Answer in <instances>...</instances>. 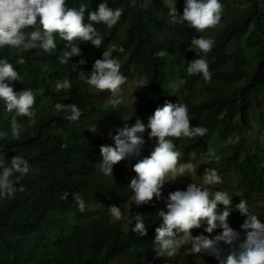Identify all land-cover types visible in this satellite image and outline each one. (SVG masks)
I'll list each match as a JSON object with an SVG mask.
<instances>
[{
  "label": "trees",
  "instance_id": "16d2710c",
  "mask_svg": "<svg viewBox=\"0 0 264 264\" xmlns=\"http://www.w3.org/2000/svg\"><path fill=\"white\" fill-rule=\"evenodd\" d=\"M100 2L67 0L68 5L73 7L81 3L88 5L85 23L88 22V11H95ZM220 3L229 18L226 22L222 14L219 24L224 25L225 30L217 36L212 51L204 58L209 64L213 83L226 86L244 83V86H237L221 95H216L210 89L212 95L209 100L200 103L193 93L203 81L202 75H189L187 67L189 60L194 59H191L192 53L188 51L191 39L198 38L202 33H189L184 22L169 24L163 14L153 9L168 8L164 0H107L109 7L123 10L122 16L110 29L103 24H94L104 38L101 48H95L90 42L75 41L81 55L72 56L69 60L83 73L60 62L66 42L59 36H56L57 51L51 55L40 49L27 52H17L9 47L0 49V59L7 58L21 76L20 81L10 82L15 91L44 87L53 105L57 102L71 103L82 112L77 121H69L65 119L66 113L39 116L34 105L35 115L30 120L16 116L15 111L8 112L0 101V132L7 133V136H0V154H3L4 160L2 167H10V160L16 155L27 160L30 168L22 177L19 173H13L12 179L20 177L15 187L19 189L22 186L24 191H17L13 197H0V264H113L119 257L129 256L133 250L136 255L127 264H217L215 257L205 252H187L182 260L156 255L153 242L160 219L153 211L157 202L155 199L135 209L134 216L143 214L147 227L145 236L131 230L134 216L129 231L125 232L121 221H112L110 217L90 210L94 201L111 199L118 208L129 203L133 194L128 184L135 173L132 171L133 157L115 164L113 177L105 176L100 171L99 146H114L107 135L109 130H113L112 134L115 135L114 129L127 121L122 120V112L111 106L103 107L100 101L95 102L94 96L87 91L86 79L94 63L90 60L92 54L99 59L111 44H115L116 49L123 47V52L114 50L112 56L116 59L124 54L130 56L125 66L127 79L131 76L132 67L143 66L145 79L156 93L155 108L162 107L165 101L184 103L188 106L191 126L208 129L203 137L188 139L182 152L196 156L209 154L208 144L221 132L231 151L227 161L243 178L242 196L249 199L253 194H264V175L260 171L262 150L258 144L251 147L246 137L247 131L253 130V122L264 130V0H220ZM183 5L184 0H176L175 7L180 15ZM121 32L125 36L123 39L119 36ZM235 39H246V45L232 52ZM160 52L165 55H157ZM248 52L255 53V72L249 70ZM170 53L179 54L178 66L184 90L180 97L170 95L165 85L171 64L167 58ZM20 56L24 57L25 63H16ZM81 58L86 63L78 64ZM227 68L230 70L226 71ZM52 72L60 77H69L71 87L68 101L50 89L47 75ZM153 112L142 120L145 124ZM14 117L21 126L26 125L21 129L18 140L10 135L9 122ZM32 120L35 123L27 125ZM87 123L93 125L89 131L76 130ZM127 123L132 125L135 121ZM55 128L59 134H50L49 131ZM148 131L141 134L144 144L155 145L156 140L149 139ZM65 191L69 193L67 200L61 198ZM76 193L85 201L83 212L79 211L73 199ZM230 211L229 226L240 232L243 239L244 232L240 225L244 218L235 209ZM257 216L264 222V214ZM200 234L209 236L206 232L199 231ZM221 247L227 246L221 244Z\"/></svg>",
  "mask_w": 264,
  "mask_h": 264
},
{
  "label": "clouds",
  "instance_id": "9594fccd",
  "mask_svg": "<svg viewBox=\"0 0 264 264\" xmlns=\"http://www.w3.org/2000/svg\"><path fill=\"white\" fill-rule=\"evenodd\" d=\"M164 3L173 22H184L187 24L186 28L189 26L198 33L215 28L223 14L220 0H184L182 15L177 14L176 0H164ZM87 9L88 5L83 3L78 7L69 6L67 0H0V49L9 47L24 52L40 49L51 55L57 51L56 36H59L66 42V50L62 51L60 62L67 64L72 56L81 55L75 41L90 42L95 48H101L104 38L94 24H103L110 29L120 21L123 12L119 7H109L107 0H101L95 11H88V22L85 23ZM191 45L199 51L196 53L197 58L194 54L191 58L194 59L189 60L187 73L191 76L202 75V80L210 82L212 73L204 57L212 51L214 40L199 35L198 38L191 39ZM112 50L124 51L123 47L116 49L115 46ZM201 53L204 55L201 56ZM157 55L163 56L165 53L160 52ZM16 63H25L24 57H18ZM77 63L82 65L86 61L81 58ZM178 79L181 80L180 75ZM20 80L21 76L13 63L7 58L0 59V101L8 112L15 111L16 116L31 120L35 115L33 109L36 94L30 88L15 91L10 82ZM126 80L127 77L121 72V64L112 56V51L104 50L101 58L94 61L86 83L98 92L110 93L109 104L115 108L122 102L121 86ZM70 87L68 80L56 84L57 91ZM54 109L58 114L66 113L65 119L69 121H77L82 115L80 108L71 103L57 102ZM9 128L11 138L20 139L21 125L15 117L9 122ZM146 130H149V139L154 138L156 144L148 156L138 159L132 165L135 176L130 179L128 187L133 194L131 199L138 207L147 205L154 199L164 200L165 208L157 211L160 223L155 228L153 242L156 255L173 257L182 246L190 245L187 249L189 253L205 252L215 257L217 264H264V222L258 218L257 212L252 213L249 210L247 199L242 194H239L240 201L234 208L232 197L227 191L213 190L215 185L222 183V178L215 169L205 168L201 184L192 182L184 190L177 189L169 192L166 198L162 197V188L166 182L174 181L178 177H190L196 172V165L180 162L181 154H185L182 152L184 146H181L178 139L186 138L187 144L188 139L203 137L208 132L206 127L191 126L186 104L165 101L162 107L158 106L147 118L146 124L137 118L132 125L126 122L115 128V135L112 134L113 130H109L107 135L114 142V146H99V169L103 175L113 177L115 164L128 157L139 156L145 143L141 134ZM0 136H7V133L0 132ZM248 139L251 147H254L255 141L250 137ZM197 156L219 159L211 149L209 154ZM3 163V154H0V167ZM231 166L235 169L232 164ZM29 170L27 160L21 156H13L10 167H2L0 170V197H13L17 191H24L22 186L17 189L15 184ZM13 173H19L20 177L12 179ZM68 196L69 193L65 191L61 198L67 200ZM73 199L79 211L83 212L85 201L80 194H73ZM231 209H235L244 218L240 225L244 232L243 239L240 232L229 226ZM109 211L116 220L122 219L120 208L113 205L109 207ZM133 220L134 227L131 230L145 236L147 227L143 214L137 213ZM202 226H205L204 232L209 234L218 228L222 231L212 238L203 234L193 236L192 232L199 234V231L193 229ZM221 244L227 247L223 248Z\"/></svg>",
  "mask_w": 264,
  "mask_h": 264
},
{
  "label": "rangeland",
  "instance_id": "374dc122",
  "mask_svg": "<svg viewBox=\"0 0 264 264\" xmlns=\"http://www.w3.org/2000/svg\"><path fill=\"white\" fill-rule=\"evenodd\" d=\"M149 2H152L153 0H148ZM153 9L157 10L159 13L163 14L164 19L171 25H176L178 22H173L171 16L169 15V9L168 8H159L153 7ZM177 11V10H176ZM224 13V19L227 22L229 16L227 13ZM177 14L180 15V11H177ZM190 33L198 34V32L191 28L187 27ZM225 30L224 25L218 24L215 28L206 29L204 32H202V35L205 37H210L213 40H216L217 36L220 35ZM119 36L123 39L125 38L124 33H119ZM246 45V39H235L234 43L232 44V52H237L238 50L244 48ZM113 46L115 44H111L109 47V50L113 51ZM14 50V49H12ZM19 52L20 50H15ZM194 55L195 52L199 51L198 49H194L191 45V47L188 49ZM178 55L179 54H173L170 53L167 55L168 60L170 61V66L168 67L167 76L165 80V85L168 89V92L170 95L173 96H182L184 94V90L182 89L183 82L179 80L180 75V68L178 67L179 61H178ZM255 53L254 52H248V60H249V70L251 72L256 71V66L253 62ZM130 56L128 54L121 55L117 60L121 64V72L125 76V71L127 66V61L129 60ZM92 62L96 60L95 55H91ZM68 67H70L72 70H75L77 72H81V70L73 64L70 60H68L67 64ZM75 65V68L73 67ZM230 68H227L226 71H229ZM144 68L142 65H137L131 68V76L129 79L126 80L124 87L121 86V92H120V99L122 102L116 106L115 108L112 107L109 104V96L110 93L107 91L105 92H98L94 88L90 87L88 85L87 91L92 94L95 98V102L100 101L102 103L103 107L111 106L114 110L120 111L123 113V121H135L137 118H140L141 120H144L150 112H153L155 110L156 106V93H154V90L151 89L150 83L145 79L144 76ZM86 79V78H85ZM64 80L69 81V77H60L58 73L52 72L49 75H47V81L50 86V89L55 92L56 94L60 95L61 98L64 101H68L69 92L70 89H62L57 91L56 84L57 82H63ZM70 82V81H69ZM144 85V86H143ZM237 86H244V83L241 84H231L229 86L220 84V83H213L205 82L204 80L199 83V85L196 87L195 92L193 93L195 99L197 102H204L208 101L210 96L212 95L210 92V89L215 91L216 95L224 94L233 88ZM36 93V114L42 117H51L53 116L55 109L53 102L51 98L46 94L44 87H39L36 90H33ZM264 92V89H263ZM176 98V97H173ZM155 106V107H154ZM33 123H35L33 120L29 122L27 125L32 126ZM253 130L247 131L246 137H250L251 140L255 141V146L258 144L261 147L262 153L260 157V166L261 173H264V130L263 128L257 124L256 122H253ZM26 127L21 126V129ZM93 127L92 124H85L83 128L77 127L76 130L78 132H87ZM50 134L58 135L59 132L55 129H52L49 131ZM251 135V136H250ZM181 146L186 145V138L181 137L178 139ZM155 145L150 144H144L141 147L139 156H133L134 164L137 162L138 159H141L145 156H148ZM254 146V147H255ZM253 147V148H254ZM208 148L215 152L216 156L219 157V159H213L211 160L209 157L205 156H193V155H183L181 154V163L190 162L194 165H196V172L192 174L190 177H178L174 181L166 182L162 188V197L166 198L168 193L171 191H175L177 189L184 190L186 186L189 183L195 182L198 184L202 183L201 176L205 170V168H213L215 169L220 177L222 178V183L215 185L213 190H222L227 191L228 194L232 197V207L235 208V205L239 203V194L241 195L244 191L243 189V183H242V176L239 175V173L231 166L230 163L227 162V159L231 155V151L228 148V145L226 143L225 137L221 132L217 133L212 141L208 144ZM264 179V176H263ZM242 196V195H241ZM249 210L253 212H257L259 215L264 214V196H258L253 195L251 198L247 199ZM115 205L114 201L111 199H107L104 201H94L90 205V210L92 212H99L101 216H107L110 217L112 221H117L110 213L109 207ZM116 206V205H115ZM135 203H133V199L131 201L122 206L120 208L123 216L121 221L124 225V231L128 232L131 225H132V217L135 214L136 209ZM220 207V206H218ZM165 208L164 200L161 199L156 202L154 205V210L157 212L160 209ZM222 208V207H221ZM204 227L202 226L199 228V231L204 232ZM218 229L214 230L213 233L209 234V238L214 237L218 234ZM193 236L199 235L198 233L192 232ZM190 247V245H184L182 246L178 253L173 256L177 260H182V258L186 255L187 252H189L187 249ZM135 251L133 250L129 256L126 257H119L114 261L113 264H127L129 261H131L135 257Z\"/></svg>",
  "mask_w": 264,
  "mask_h": 264
}]
</instances>
